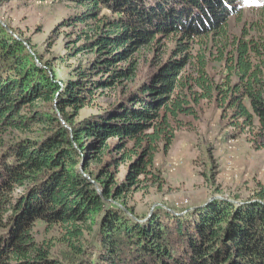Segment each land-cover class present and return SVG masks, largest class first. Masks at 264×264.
<instances>
[{
    "label": "trees",
    "instance_id": "obj_1",
    "mask_svg": "<svg viewBox=\"0 0 264 264\" xmlns=\"http://www.w3.org/2000/svg\"><path fill=\"white\" fill-rule=\"evenodd\" d=\"M59 1L79 9L67 24L90 28L74 51L93 54L63 85L0 25V264H61L54 242L36 239L38 223L58 226L79 264H264V192L240 205L218 200L180 217L161 211L138 222L106 202L78 169L81 157L106 166L98 181L107 199L142 179L157 181L161 145L169 150L180 116H195L203 99L214 100L237 133L264 149V39L228 31L245 0ZM162 38L173 41L174 57L121 103L78 124L72 118L73 140L54 107L67 120L68 108L78 116L102 89L133 80L138 54ZM211 60L226 69L220 82L208 72ZM35 125L44 127L36 138H6ZM122 164L127 173L117 183L108 172ZM18 188L24 191L16 196Z\"/></svg>",
    "mask_w": 264,
    "mask_h": 264
},
{
    "label": "rangeland",
    "instance_id": "obj_2",
    "mask_svg": "<svg viewBox=\"0 0 264 264\" xmlns=\"http://www.w3.org/2000/svg\"><path fill=\"white\" fill-rule=\"evenodd\" d=\"M243 7V15L229 20V34L237 38L245 37L246 40L264 39V12L261 13L264 0H245ZM78 12L75 4L59 0H0V25L26 47L39 67L46 69L51 77L63 85L73 77L74 69L88 65L93 59L89 49L74 51L87 42L79 39L81 33L90 31V28L79 29L67 24ZM106 14L112 16L110 12ZM173 47L171 39L162 38L151 47L143 48L138 54L140 58L135 78H123L118 86L102 89L78 116L75 110L68 108L67 120L54 107L61 123L70 131L71 138L74 140V129L70 123L72 118L73 123L78 124L100 108L121 103L148 83L162 63L174 57L171 52ZM121 66L126 67V63H121ZM188 71L191 73L192 70ZM208 72L218 82L226 75V69L216 60L210 61ZM47 106L51 110V106L42 104L43 109ZM195 107V116H180V126H176V138L169 150L164 151L161 145L156 154L154 174L157 181L151 177L142 179V184L122 197L107 199L98 181L106 174V166L89 164L88 161L86 164L81 157L78 169L89 177L106 202L117 205L138 222H147L161 211L180 217L218 200L240 205L258 199L264 192V149H255L247 134L237 133L214 100L203 99ZM43 133L44 127L35 125L30 133L16 132L17 136L6 138H36ZM76 147L79 148L78 145ZM108 173L109 178L114 177L115 182L120 183L125 179L127 169L122 164L110 168ZM23 191L18 188L15 195ZM98 227H94L92 235L97 234ZM33 232L39 242H54L52 255L61 264L80 263L78 257L59 240L61 229L58 226L52 228L38 223ZM92 235L87 236L88 242L95 241Z\"/></svg>",
    "mask_w": 264,
    "mask_h": 264
},
{
    "label": "water",
    "instance_id": "obj_3",
    "mask_svg": "<svg viewBox=\"0 0 264 264\" xmlns=\"http://www.w3.org/2000/svg\"><path fill=\"white\" fill-rule=\"evenodd\" d=\"M89 178V177H88ZM101 193V192H100ZM210 201H212V200H209L208 202H210Z\"/></svg>",
    "mask_w": 264,
    "mask_h": 264
}]
</instances>
